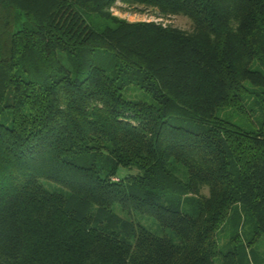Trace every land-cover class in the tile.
Wrapping results in <instances>:
<instances>
[{"label": "trees", "instance_id": "obj_1", "mask_svg": "<svg viewBox=\"0 0 264 264\" xmlns=\"http://www.w3.org/2000/svg\"><path fill=\"white\" fill-rule=\"evenodd\" d=\"M247 83L264 89V0H0V264H239L243 225L264 238V125L217 114Z\"/></svg>", "mask_w": 264, "mask_h": 264}, {"label": "rangeland", "instance_id": "obj_2", "mask_svg": "<svg viewBox=\"0 0 264 264\" xmlns=\"http://www.w3.org/2000/svg\"><path fill=\"white\" fill-rule=\"evenodd\" d=\"M111 13L113 16L131 23L153 22L162 24L163 26H172L184 31H190L192 28L190 20L186 17H164L152 8H145L142 6L128 7L118 1L111 9ZM257 67V64H255L253 68L256 69ZM245 89L248 93L246 92L243 96L242 112L232 108H224L219 110L217 116L246 131H256L264 125V89L253 87L248 83L245 84ZM124 97L130 100L148 101V96L134 87L128 88L124 92ZM136 218L151 233L158 236L164 235L165 232L161 230L152 218L146 216H137ZM241 233L242 243H239L237 247L239 264H258V258L264 260V238L261 237L256 239L255 242L248 247L246 243L253 237L252 225L246 222L242 227ZM232 236L233 230L231 225H227L225 229L219 231L217 240L223 253L232 249V243L229 242ZM250 249H252L251 253L249 252ZM214 264H223V259L221 257L215 258Z\"/></svg>", "mask_w": 264, "mask_h": 264}]
</instances>
